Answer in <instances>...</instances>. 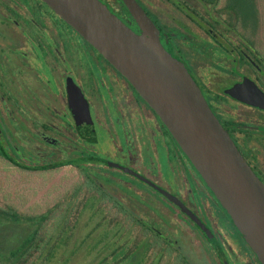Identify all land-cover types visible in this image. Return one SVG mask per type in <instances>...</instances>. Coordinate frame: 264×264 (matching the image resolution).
Returning <instances> with one entry per match:
<instances>
[{"label":"flooded vegetation","instance_id":"obj_1","mask_svg":"<svg viewBox=\"0 0 264 264\" xmlns=\"http://www.w3.org/2000/svg\"><path fill=\"white\" fill-rule=\"evenodd\" d=\"M98 1L153 47L124 0ZM134 1L264 185V49L256 24L238 20L235 0ZM15 119L43 144V159L61 163L57 169L81 174L68 160H82L105 188L104 204L129 206L153 222L178 260L263 264L245 235L253 237L156 111L43 0H0V124L28 143L9 127Z\"/></svg>","mask_w":264,"mask_h":264},{"label":"water","instance_id":"obj_2","mask_svg":"<svg viewBox=\"0 0 264 264\" xmlns=\"http://www.w3.org/2000/svg\"><path fill=\"white\" fill-rule=\"evenodd\" d=\"M93 45L156 111L184 151L253 237L264 264V185L219 124L190 76L162 49L152 23L124 0L153 47L98 0H43ZM236 95V90H231ZM260 105H264L260 104Z\"/></svg>","mask_w":264,"mask_h":264},{"label":"trees","instance_id":"obj_3","mask_svg":"<svg viewBox=\"0 0 264 264\" xmlns=\"http://www.w3.org/2000/svg\"><path fill=\"white\" fill-rule=\"evenodd\" d=\"M235 2L236 8L233 6L231 9L238 20L246 25L251 20L257 27L260 17L257 7L252 8V0ZM0 159L29 172L56 170L61 165L54 158L43 159V149L33 148L25 141L22 144L17 142L9 128L1 124ZM81 161L68 160L69 163H79L84 177L79 182L82 186L74 185L68 195L52 207L40 213H24L9 205L0 206V264H71L91 247L90 241L96 230L80 237V214L91 205L89 200L94 194L100 197V201L92 203V206L98 202L105 205L104 201L108 200L105 188L92 181L88 167ZM101 184L104 187L107 183ZM84 190L90 196L88 203L80 201ZM80 195L79 200L77 197ZM107 208L113 211L114 218L109 220V230L105 229L101 234L105 237L101 239L107 238L111 227H115L111 234L116 238L103 246L98 264H185V261L178 260L180 255L177 252L172 254L168 250L171 245L155 233L153 222L136 218L135 209L114 204L107 205ZM141 210L143 215H150L151 207H142Z\"/></svg>","mask_w":264,"mask_h":264},{"label":"rangeland","instance_id":"obj_4","mask_svg":"<svg viewBox=\"0 0 264 264\" xmlns=\"http://www.w3.org/2000/svg\"><path fill=\"white\" fill-rule=\"evenodd\" d=\"M256 6L260 17V23L255 28L256 39H262L259 46L264 49V0H256ZM17 122L16 119L11 123L9 121V127L15 130L19 138L28 140V143L33 148L43 149V144L30 139L28 135L26 136ZM23 124H25V128H33L28 122ZM83 179L84 177L78 170L71 166L46 172H29L20 170L5 160L0 159V206L5 207L9 205L18 212L40 213L63 200L74 185H81L80 183ZM82 194V200H80L81 195L77 198L81 202L88 203L90 196L85 193V190ZM89 203L91 205L87 206V208L85 207L86 210L80 214L79 220L81 224L79 230L80 237H84L91 230H96L93 232L94 238L90 241L91 247L83 251L81 256L71 264H98L101 258L99 253L103 246H105L107 241H113L116 238L114 234H111L114 232L115 227H111L112 231L107 235V238L101 239L105 237L104 235L101 236L105 229L109 230V225L107 224L109 220L114 218L113 211L107 208V205L102 204L103 208L100 209L101 205L99 202L92 206V203H95L93 196L90 197Z\"/></svg>","mask_w":264,"mask_h":264}]
</instances>
